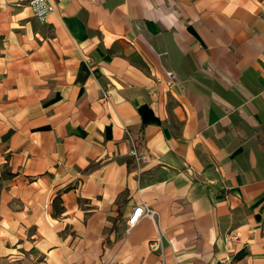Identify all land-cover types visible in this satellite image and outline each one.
<instances>
[{"label":"crops","instance_id":"0c3cea01","mask_svg":"<svg viewBox=\"0 0 264 264\" xmlns=\"http://www.w3.org/2000/svg\"><path fill=\"white\" fill-rule=\"evenodd\" d=\"M29 2L0 0V264H264V0Z\"/></svg>","mask_w":264,"mask_h":264},{"label":"built area","instance_id":"2783aa9c","mask_svg":"<svg viewBox=\"0 0 264 264\" xmlns=\"http://www.w3.org/2000/svg\"><path fill=\"white\" fill-rule=\"evenodd\" d=\"M29 5L32 9L33 15L40 22H45L47 16L54 12V7L50 0H30ZM131 153L134 155L137 163L145 158L144 155L137 153L136 145H133ZM142 214L147 215L149 217H153L154 211L151 208L146 207L144 204H139L133 209V215H131L127 219V227L133 226ZM159 246L160 245L158 244L157 248H159ZM231 261V256L225 254L221 258H219L214 264H231Z\"/></svg>","mask_w":264,"mask_h":264},{"label":"bare ground","instance_id":"6f19581e","mask_svg":"<svg viewBox=\"0 0 264 264\" xmlns=\"http://www.w3.org/2000/svg\"><path fill=\"white\" fill-rule=\"evenodd\" d=\"M141 204H143V203H141ZM138 206V205H137ZM147 207V206H146ZM133 215V214H132ZM143 215V214H142ZM147 216V215H146ZM149 217V216H148ZM131 227V226H130ZM157 241L159 242V240H155L154 242L155 243H157Z\"/></svg>","mask_w":264,"mask_h":264},{"label":"trees","instance_id":"16d2710c","mask_svg":"<svg viewBox=\"0 0 264 264\" xmlns=\"http://www.w3.org/2000/svg\"><path fill=\"white\" fill-rule=\"evenodd\" d=\"M5 176V174H3V177Z\"/></svg>","mask_w":264,"mask_h":264},{"label":"rangeland","instance_id":"374dc122","mask_svg":"<svg viewBox=\"0 0 264 264\" xmlns=\"http://www.w3.org/2000/svg\"><path fill=\"white\" fill-rule=\"evenodd\" d=\"M142 155V154H141Z\"/></svg>","mask_w":264,"mask_h":264}]
</instances>
